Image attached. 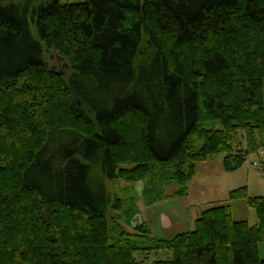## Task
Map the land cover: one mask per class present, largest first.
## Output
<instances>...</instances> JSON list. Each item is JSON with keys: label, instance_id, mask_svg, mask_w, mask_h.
Instances as JSON below:
<instances>
[{"label": "trees", "instance_id": "obj_1", "mask_svg": "<svg viewBox=\"0 0 264 264\" xmlns=\"http://www.w3.org/2000/svg\"><path fill=\"white\" fill-rule=\"evenodd\" d=\"M22 78L26 122L9 109ZM261 134L264 0H0V264H264L247 186L193 230L127 228L136 182L146 206L186 197L197 163L222 153L233 172Z\"/></svg>", "mask_w": 264, "mask_h": 264}, {"label": "rangeland", "instance_id": "obj_2", "mask_svg": "<svg viewBox=\"0 0 264 264\" xmlns=\"http://www.w3.org/2000/svg\"><path fill=\"white\" fill-rule=\"evenodd\" d=\"M64 1V0H63ZM69 2H75L79 0H67ZM81 1V0H80ZM47 50V48H45ZM50 65L58 70H64L68 62L63 60L60 55L56 52H52L50 57L47 58ZM25 82H30L22 78L19 83L13 87V95H15V101L9 104V109H13L18 112L19 116L24 117L23 120L26 122L25 114L27 112L24 109H20L19 104L22 99L27 97L19 96L24 89L22 86ZM58 99L56 98V101ZM47 108V107H46ZM49 112L56 113V109L48 107ZM29 122V121H28ZM27 122V124H28ZM29 129V125L27 126ZM3 136L0 135V146L7 148L6 143H1ZM262 141V148L260 151H264V134L259 136ZM243 145H245V139L243 138ZM224 154L220 153L209 157L206 162L197 163L195 168V176L188 186V192L186 197H176L170 199H164V201L157 202L152 206H146L144 199L141 197L143 191V182H136L134 189L139 195L140 199L138 207L140 213L134 217L130 223L128 230H133L134 226L142 223L144 220L148 221L150 229L153 235L159 238H170L179 232H185L193 230L196 225V214L200 213L201 209H204L206 205L211 202H228L229 192L234 188L247 186L248 192L251 196L261 195L264 196V158L258 153L249 154L244 164L237 170L228 171L224 168ZM255 161L259 162L254 165ZM115 186L120 188L128 187L125 181H118ZM177 184H169L165 188L166 194H172L177 189ZM233 207V214L235 218L248 220L250 224L257 222V216L255 211L244 200H235L229 202ZM116 215V213H113ZM142 216L145 218L143 220ZM169 224V227L167 225ZM259 255L264 258V243H260ZM155 260L152 257L151 261Z\"/></svg>", "mask_w": 264, "mask_h": 264}, {"label": "crops", "instance_id": "obj_3", "mask_svg": "<svg viewBox=\"0 0 264 264\" xmlns=\"http://www.w3.org/2000/svg\"><path fill=\"white\" fill-rule=\"evenodd\" d=\"M212 203H215V202H211V204ZM211 204L206 205V207L204 209H201L200 210V213L196 214V216H195L196 217V220L198 219V217L200 216V214L202 213V211H204L205 209L209 208L211 206ZM142 218H143V220L145 219L143 216H142ZM144 221L148 222L147 220H144ZM168 227H169V224L167 225L166 228H168Z\"/></svg>", "mask_w": 264, "mask_h": 264}, {"label": "built area", "instance_id": "obj_4", "mask_svg": "<svg viewBox=\"0 0 264 264\" xmlns=\"http://www.w3.org/2000/svg\"><path fill=\"white\" fill-rule=\"evenodd\" d=\"M259 154L264 158V151H259ZM264 161V160H263ZM259 162L255 161L254 165L258 164Z\"/></svg>", "mask_w": 264, "mask_h": 264}]
</instances>
